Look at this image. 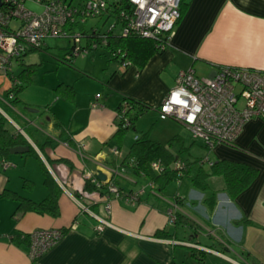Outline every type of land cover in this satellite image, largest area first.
<instances>
[{"label":"crops","instance_id":"0c3cea01","mask_svg":"<svg viewBox=\"0 0 264 264\" xmlns=\"http://www.w3.org/2000/svg\"><path fill=\"white\" fill-rule=\"evenodd\" d=\"M183 1L186 5L168 46L152 54L143 66L130 63L125 67L116 59L109 60L110 49L100 48L107 55L102 78L98 79L100 92L89 91L80 97L75 83L61 81L74 89L73 100L53 88L44 96L50 100L42 105L44 109L28 114L31 110L27 106L38 105L23 103L19 93V103H9L4 94L12 85V77L18 84L20 81L14 71L0 70V114L13 123L10 131L24 135L60 188L57 216L16 212L17 201L0 196V264H177L184 254L176 245L188 246L205 259L212 256L223 263L264 264V117L247 120L232 145L216 144L215 157L208 158H226L255 168L254 177L241 192L230 197L221 176H209L208 187L203 191L193 187L188 176V196L177 195L180 201L170 205L174 212L191 220V225H183V237L188 233V238H178L176 227L171 233L163 208L150 201V197L160 194L156 184L144 174H134L130 167L119 166L132 143L126 141L128 131L119 142L113 138L118 130L116 114L124 97L137 99L147 105L145 109L156 110L181 69L192 68L201 77L212 75L218 66L264 71V0ZM43 48H49V43L45 42L40 49ZM25 53L15 59L17 63L22 62ZM94 54L95 51L89 55ZM63 55H57L60 63H64L60 61ZM147 69L157 74L170 69L172 80L159 79L155 88L143 81ZM139 84H144L140 91L136 88ZM96 93L98 98H94ZM92 101L97 105L91 106ZM140 108L141 104H133L134 112H143ZM132 129L135 130L134 125ZM182 145L185 147L183 141ZM114 149L119 153L115 154ZM5 162L4 166L0 159V193L10 189L35 201L45 197L47 190L34 155H9ZM98 173L104 174L105 179H98ZM25 179L32 184L24 187ZM87 179L102 181L106 187L112 182L123 192L143 191L137 201L128 203L106 188L105 192L85 190ZM34 183L41 184L37 190H33ZM197 200L204 204L205 211ZM183 206L191 207L193 214L181 210ZM52 228L64 229L63 236L42 255L30 259V234ZM158 231L168 235L157 236ZM16 234H27L28 239L20 236V242L15 243L12 237Z\"/></svg>","mask_w":264,"mask_h":264},{"label":"built area","instance_id":"2783aa9c","mask_svg":"<svg viewBox=\"0 0 264 264\" xmlns=\"http://www.w3.org/2000/svg\"><path fill=\"white\" fill-rule=\"evenodd\" d=\"M36 2L43 4L40 13L27 8L25 0H0V70L3 73L10 72L12 61L19 59L28 49L41 48L46 39L60 37L73 41L66 56L69 60L108 48L123 66L129 65L125 53L109 48L108 41L116 36H136L150 39L157 48L164 50L180 16L181 0H82L77 4L71 0ZM89 18H101L105 22L113 18V21L103 28L95 25L86 29L83 24ZM17 83V79L12 77V85ZM174 96L176 100H173ZM8 97L11 98L12 94ZM98 97L96 93L94 98ZM96 105V101L91 102V106ZM132 109L128 100L121 102L116 114L118 127L131 126ZM156 111L160 119H173L186 126L193 138L200 139L207 150L218 143L232 145L247 120L264 117V71L218 66L212 75L201 77L192 68L181 69ZM137 137L135 135L134 139ZM113 152L119 153L117 149ZM205 161L211 163L208 158H204ZM2 164L5 166L6 162L2 161ZM150 165L154 171L162 169L159 160H153ZM173 168L177 170V176H181L184 161L176 157ZM95 183L99 185L98 181ZM107 184L108 193L116 198L123 197L128 203L137 201L143 191L123 192L114 183ZM80 207L84 208L83 205ZM108 209L109 203H106L105 210ZM172 212L169 210V214ZM100 221L105 223L103 219ZM63 234L62 228L33 231L29 237V258L33 260L42 255Z\"/></svg>","mask_w":264,"mask_h":264},{"label":"trees","instance_id":"16d2710c","mask_svg":"<svg viewBox=\"0 0 264 264\" xmlns=\"http://www.w3.org/2000/svg\"><path fill=\"white\" fill-rule=\"evenodd\" d=\"M186 3L183 0L180 2V15L182 14ZM108 47L113 49H120V51L125 53V57L130 61V63H136L138 66H143L148 58L157 52L162 51L155 46L154 41L141 38L136 36H127V37H112L108 41ZM72 44H70L69 49H66L67 52L60 58V61L72 65L71 60L67 59L66 56L70 53ZM40 48H30L27 50H34ZM26 52V53H27ZM25 53V54H26ZM109 60L116 59L109 55ZM108 60V61H109ZM21 70L17 74V78L20 83L11 85L4 96L5 99L11 104H18L19 100L17 94L28 84L31 80V73L35 70V63L21 64ZM128 65H125V67ZM107 75V74H106ZM58 94H63L65 97L73 100L75 96V91L70 85L59 83L55 88ZM9 94H12V97L9 98ZM125 100H128L132 106L133 104H141V111H144L147 105L138 101L137 99H132L131 97H124ZM136 117H131V126L129 128L118 127L116 134L114 135V140L119 142V138L126 133L131 127L133 128L134 119ZM6 118L0 114V159L5 161L6 158L10 155L9 149L16 145L28 146V151L24 155H34L38 160L43 176V185L45 186L47 193L45 197L39 201L32 200L31 198L25 197L20 193L4 189L0 196L10 197L17 201L16 212H26V211H35L38 213H46L51 216H57L59 214V207L57 198L60 193V188L53 179L52 175L49 173L44 163L41 161L39 156L35 153L34 148L28 143L24 135L19 131H10L6 126ZM55 126H60L59 123H55ZM175 144L176 152L172 153L169 150V146ZM40 148V147H39ZM187 147L182 145V138L180 136L172 137L167 145L162 144L158 140L149 138L148 132L138 135L136 139L130 144L129 150L126 156L120 162L121 167H130L132 172L136 175L144 174L151 182L156 184V187L162 190L165 185L174 179H182L184 176H189L191 184L193 187L206 190L208 187L207 178L209 176H221L224 180L225 190L230 197H234L239 192H241L252 180L255 175V168L245 164L232 161L226 158L210 161L208 168L203 167L204 158L202 157H193L183 158L182 152L186 150ZM177 158H181L185 163V168L181 176H177V170L173 168V162ZM60 161H65V159H59ZM153 160H159L161 162V171H154L151 168V162ZM183 176V177H182ZM182 177V178H181ZM32 184L31 181L25 179L23 186L26 184ZM98 186L94 181L87 179L85 181V190H98L100 192H105L104 189L106 185L102 181H98ZM175 200L180 201V197L175 195ZM177 218H180V214L177 213ZM187 225H191V220L188 219L185 221ZM64 230V229H63ZM158 234V233H156ZM23 237L26 241L28 239L27 234H16L12 237V240L15 243H19V237ZM202 252V251H201Z\"/></svg>","mask_w":264,"mask_h":264},{"label":"rangeland","instance_id":"374dc122","mask_svg":"<svg viewBox=\"0 0 264 264\" xmlns=\"http://www.w3.org/2000/svg\"><path fill=\"white\" fill-rule=\"evenodd\" d=\"M80 1L82 0H71L73 4H77ZM25 6L37 13L43 11V4L36 2V0H25ZM108 19L110 20L105 22L102 21L101 18H89L86 20L83 26L86 29H90L91 26L95 25L103 28L109 22L113 21V18ZM46 42L49 43V48L29 50L22 59V62L26 64L35 63V70L31 73L30 84L28 83V86H26L22 91L19 92V98L23 101V103L25 102L29 104L31 103L33 105H38V107L27 106V108L31 110L30 112H28V114L40 113L41 110L44 109L42 105L46 104L47 102L49 103L50 101H47L44 96L47 93L52 92L53 88H56L58 83L61 81L75 83V86L78 87V96L80 97H83L85 92L93 91L95 93L97 90L98 92H100L101 90V84L98 79L102 78V68L105 65V61L107 60V55L102 52L103 50H96L93 56H74L72 58L73 64L68 65L66 63H60L58 61L57 55L64 54L66 49H69L70 44H72L73 42L72 39L65 37L48 38L46 39ZM81 42L83 43L84 39H82ZM22 62L17 63L16 60H13L11 63L10 72L14 71L17 75L19 73V70H21ZM116 65L119 67H123L120 63H116ZM79 69L82 71L79 72ZM122 69H124V67ZM131 71H133L132 68ZM84 74H86V76ZM133 74L134 72L131 73V76ZM172 77L173 74L170 69H166L160 74H157L153 70L149 69L145 70V72L143 73V81H145V83L154 84L155 88H158L157 82L159 81V79L160 81H167L168 79L172 80ZM142 86H144V84ZM142 86L139 84V87L136 88L140 91V88H142ZM142 91L146 92L145 89ZM133 110L134 109L131 110L130 115L131 117H136L133 120L135 130H133L132 127L127 130L128 133L126 135V141L128 144L133 142L135 135H141L142 133L146 132H148L149 138L158 140L164 145H167L168 141L172 137L177 135L182 138L185 147H187L186 150H184L181 154L182 159L188 158V156H190V158L198 156L209 159L215 157L216 151L214 153L213 149L207 150V148L204 147L202 141L200 139L193 138L191 131L178 121L169 118L159 119L157 111L155 109H145L143 112H140L139 110L134 112ZM9 113L12 115V117H14L13 113ZM5 126L7 128L14 129V125L8 117H6ZM192 140L194 141L192 142ZM176 147L177 146L173 143L171 146H169V150L172 153H175ZM17 156L18 154H10V157ZM28 161L31 162V158H29ZM204 167H209L208 161L204 162ZM127 178L132 179V177L130 176H128ZM40 185L41 184L34 183L33 190H37ZM137 185H140V183H138ZM190 187L191 186L188 177H183L181 180H178L176 178L169 181L160 191V194H157L158 196L150 197L151 202L157 203L161 205L160 208H163V211L165 212L167 218V226H170L171 233L174 232L175 227L177 228L178 238H188V233L186 234V237H183L185 236L183 232V225L185 224V221L188 220V218L183 215L180 216V219L177 218V211L174 212L175 209L173 210L170 205L175 204V195L188 196L191 189ZM199 193L200 195L202 194L201 192ZM196 202L198 206L202 205V210L205 211L204 204L200 200H197ZM169 210H173L172 214H169ZM181 210L185 211L188 214H191L193 212L191 207L187 208L183 206V209ZM199 219L205 222L203 218ZM166 232L158 231L157 236L168 235ZM176 249H182V252L184 254V257H181L177 261V264H231L226 261L225 263H223V260H219L220 262L214 260L215 258L212 256H208V258L205 259L199 254V251L197 250L192 249L194 252L192 253V250L188 249V246L181 247L176 245Z\"/></svg>","mask_w":264,"mask_h":264},{"label":"water","instance_id":"95a60500","mask_svg":"<svg viewBox=\"0 0 264 264\" xmlns=\"http://www.w3.org/2000/svg\"><path fill=\"white\" fill-rule=\"evenodd\" d=\"M27 151H28V146H23V145H16V146H13L9 149L10 154H22V153H25ZM97 178L100 180H104L105 175L102 173H98Z\"/></svg>","mask_w":264,"mask_h":264},{"label":"snow or ice","instance_id":"6c2138e0","mask_svg":"<svg viewBox=\"0 0 264 264\" xmlns=\"http://www.w3.org/2000/svg\"><path fill=\"white\" fill-rule=\"evenodd\" d=\"M176 99H177V98L174 96V97H173V100H176ZM189 119H191V117H189Z\"/></svg>","mask_w":264,"mask_h":264}]
</instances>
